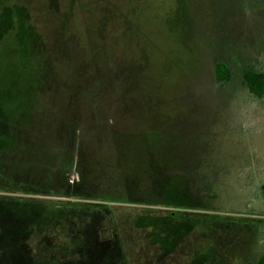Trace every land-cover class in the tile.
Masks as SVG:
<instances>
[{
  "label": "rangeland",
  "instance_id": "1",
  "mask_svg": "<svg viewBox=\"0 0 264 264\" xmlns=\"http://www.w3.org/2000/svg\"><path fill=\"white\" fill-rule=\"evenodd\" d=\"M248 69L264 0H0V264H258Z\"/></svg>",
  "mask_w": 264,
  "mask_h": 264
},
{
  "label": "trees",
  "instance_id": "2",
  "mask_svg": "<svg viewBox=\"0 0 264 264\" xmlns=\"http://www.w3.org/2000/svg\"><path fill=\"white\" fill-rule=\"evenodd\" d=\"M214 75L218 82H225L230 79L231 70L225 61L219 60L215 63ZM243 81L250 93L259 98L264 97V71L248 69L243 73ZM258 264H264V254L259 257Z\"/></svg>",
  "mask_w": 264,
  "mask_h": 264
}]
</instances>
